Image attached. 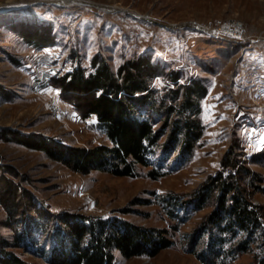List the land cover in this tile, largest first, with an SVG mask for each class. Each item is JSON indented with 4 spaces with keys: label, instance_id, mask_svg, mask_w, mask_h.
<instances>
[{
    "label": "rangeland",
    "instance_id": "rangeland-1",
    "mask_svg": "<svg viewBox=\"0 0 264 264\" xmlns=\"http://www.w3.org/2000/svg\"><path fill=\"white\" fill-rule=\"evenodd\" d=\"M19 1L24 5L14 6ZM234 21L242 26L228 30ZM140 55L159 66L151 79L159 102L172 103L179 90L173 103H181L189 86L207 89L195 116L203 135L182 167L173 170L171 158L158 178L150 174L153 166L142 164L133 175L80 172L44 149L53 140L71 148L111 145L96 116L84 117L73 106L76 94H62L55 79L77 64L92 71L96 58L116 71ZM53 104L64 113L54 112ZM158 114L149 110L156 129L164 123ZM177 118L175 113L171 120ZM170 131L160 138L158 154ZM263 149L264 0H0V236L10 242L9 209L19 217L37 214L38 206L51 215L122 217L165 229L173 241L155 255L125 257L115 250L113 264H210L198 255L207 235H188L214 210L216 192L180 225L160 198L200 190L223 170L232 150L239 166L264 179V162L250 159ZM249 180L245 176L242 183L264 210V192L255 191ZM260 245L257 240L218 263L264 264ZM9 249L30 264H48L22 247Z\"/></svg>",
    "mask_w": 264,
    "mask_h": 264
},
{
    "label": "trees",
    "instance_id": "trees-1",
    "mask_svg": "<svg viewBox=\"0 0 264 264\" xmlns=\"http://www.w3.org/2000/svg\"><path fill=\"white\" fill-rule=\"evenodd\" d=\"M158 70V64L148 55L128 59L116 71L105 59L96 58L92 71L77 64L55 79L62 94H76L78 101L73 106L84 117L96 116L111 145L71 148L53 140L45 142L44 149L80 172L101 169L120 176L133 175L137 164H142L153 166L150 174L158 178L167 173L161 170L171 158H175L173 170L182 167L203 135L195 116L200 110L198 100L207 94V89L201 84L189 86L181 103H173L179 97V90L171 95L172 103H167V98L159 102L157 89L151 87V79L159 74ZM149 110L164 117L162 127L155 128ZM175 113L179 118L172 121ZM167 128L171 131L158 154L159 140ZM178 145H181L180 153L174 156ZM250 159L264 162V149L250 155ZM239 165L232 150L224 160L223 170L200 190L189 197L171 193L160 198L167 215L180 225L216 192L214 210L195 233L188 235L195 239L207 235L198 255L210 264L246 252L257 240L261 242L264 263V210L252 201V193L242 183L247 176L249 186L264 192V179L248 166ZM34 208L37 214L23 212L19 217L9 209L8 225L14 228V238L10 242L0 236V264H30L9 247H22L48 264H113L115 250L125 257L155 255L173 244L167 230L143 227L122 217L70 212L51 215L41 212V207Z\"/></svg>",
    "mask_w": 264,
    "mask_h": 264
},
{
    "label": "built area",
    "instance_id": "built-area-1",
    "mask_svg": "<svg viewBox=\"0 0 264 264\" xmlns=\"http://www.w3.org/2000/svg\"><path fill=\"white\" fill-rule=\"evenodd\" d=\"M242 26V24L240 22H236L234 21L232 24H230L229 28H227L228 30H231V29H235V28H240ZM226 32L229 34L230 32L226 30ZM52 110L56 113H64V109L58 105V104H53L52 105Z\"/></svg>",
    "mask_w": 264,
    "mask_h": 264
},
{
    "label": "bare ground",
    "instance_id": "bare-ground-1",
    "mask_svg": "<svg viewBox=\"0 0 264 264\" xmlns=\"http://www.w3.org/2000/svg\"><path fill=\"white\" fill-rule=\"evenodd\" d=\"M25 4H27V3H25ZM6 5V4H5ZM8 5H10V4H8ZM12 5V4H11ZM20 5H24V3L23 2H16L15 4H14V6H20ZM191 24H194V23H191Z\"/></svg>",
    "mask_w": 264,
    "mask_h": 264
}]
</instances>
